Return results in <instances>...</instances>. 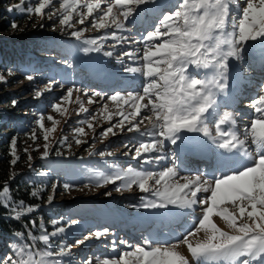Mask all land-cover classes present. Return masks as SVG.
Here are the masks:
<instances>
[{"label": "snow or ice", "instance_id": "snow-or-ice-1", "mask_svg": "<svg viewBox=\"0 0 264 264\" xmlns=\"http://www.w3.org/2000/svg\"><path fill=\"white\" fill-rule=\"evenodd\" d=\"M14 10L34 21V27L44 28L46 23L52 31L59 27L62 35L80 42V51L85 54L115 57L125 73L142 79L139 90L111 94L75 84L65 89L60 80L50 79L44 89L35 90L34 98L59 87L64 94L51 108L64 116L68 112L65 103L72 101L74 93L79 94L74 101L79 105L76 114L88 116L77 121L81 126L72 130L73 139L76 145L88 144L87 139H81L87 136L83 125L92 130L90 150L86 149L89 156L114 155L110 150L95 148L97 137L103 142L118 134H134L123 145L127 149L123 154L139 161L140 169L131 165L122 168L104 159L112 171L101 172L94 186L113 185L112 190L104 192L106 197H111L113 191H131L135 186L141 195L138 202L127 207L184 210L194 224L182 239L176 237L171 242L152 235L143 236V242L137 245L124 239L112 240L105 245L106 253L90 254L79 264H264V85L245 105L252 109V117L241 128L238 118L243 113L233 107L236 97L232 82L233 65L242 63L257 45L264 54V0H19L8 8L9 12ZM137 23L147 24L139 40L123 34H130ZM86 24L106 34L87 38ZM10 27L24 31L15 20ZM63 63L69 69L73 67L68 60ZM6 74L10 77L16 72L7 69ZM25 79L33 82L36 77L25 74ZM0 83H8L3 72ZM81 97L89 105L100 104V108L90 112ZM17 103L16 99L11 101L13 107ZM109 103L115 111L110 110ZM97 115L109 124L100 125L98 133L92 123ZM114 117L118 118L115 122ZM45 120L52 127H46ZM35 123L44 141L40 158L63 156L60 147L53 149L50 143V134L56 131L59 121L51 114L40 113ZM25 135L34 144L40 138L35 128ZM201 135L206 138L204 143L211 142L215 168L208 173L181 175L175 160L180 159L184 145L195 143ZM17 143L14 136L10 142L12 166L21 159L16 154ZM57 144L71 148L67 136ZM40 147L37 144L35 150ZM24 152L27 166L33 170L34 157L28 148ZM169 157L173 159L169 161ZM164 161L169 163L165 165ZM144 165H155L160 170H147ZM17 175L10 174L9 180L0 184V207L6 209L9 219H29L22 230L14 232V242L0 264H72V246L64 238L80 221L54 218L50 221L51 231L42 217L38 223L32 214L40 205L27 204L13 194L11 181ZM38 175L46 176L48 172ZM62 186L65 191L77 188L68 182ZM57 187L58 182L51 184L47 204L53 202ZM42 191L43 187L36 188L31 196L37 197ZM213 217L224 221L229 230L219 227ZM109 233L108 227L91 231L75 240V245H84L93 238L100 240ZM53 238H59V243L54 244ZM181 245L186 247L187 255L179 250Z\"/></svg>", "mask_w": 264, "mask_h": 264}, {"label": "rangeland", "instance_id": "rangeland-1", "mask_svg": "<svg viewBox=\"0 0 264 264\" xmlns=\"http://www.w3.org/2000/svg\"><path fill=\"white\" fill-rule=\"evenodd\" d=\"M9 8L14 7L19 3V0H10ZM27 4L24 5L25 8H27ZM12 15H18L19 16V21L20 23V28H23V26L26 24L27 26H30L28 30L25 32L32 30L33 23L34 21H30L26 16L22 15L19 11L14 10L10 12ZM16 19V18H14ZM22 21V22H21ZM88 27V31L85 33V36L87 38H92L97 35H103L106 34L105 30H101L100 32H96L94 29H92L90 26L87 24L85 25ZM79 27V26H78ZM147 27V24H144L143 26L141 25H135L132 28V32L129 34L128 32L123 33L124 35H131L132 38H135L139 40L140 34L144 31V29ZM37 31V28H33ZM44 31L40 32V35H48L52 34L55 35L57 38H61L62 40H67V41H73L76 42L79 46H81L80 42L76 41L74 38L67 36V35H62L59 27H57L56 31H52V28L48 26L46 23V26L44 28ZM11 33L16 30L11 29ZM7 31V32H10ZM109 33L112 31V29L107 30ZM6 32V33H7ZM6 35L5 32H3ZM19 35V34H17ZM46 38L44 36L41 37ZM54 38V37H53ZM108 43H113V41L109 40ZM142 47V46H141ZM75 51H77V54L75 58L72 60L67 54L73 55L71 51H67L64 53L61 52H55L57 54V58L59 60L53 61L54 63L57 61L59 64L60 68L66 69L68 68L65 63H63V60H68L70 63L74 64V67L72 69H67V73L63 74L60 70H52L51 73L48 75H42L40 78L35 79L33 82H29L25 79V75L21 76L22 74L18 73L15 74L14 76H7L6 79L8 80L7 84L0 83V95H5L7 93H14L15 98L18 101V104L13 107L12 104L11 106H6L5 104L0 103V110H9V111H14V113H24L26 118H29V121L32 126H27V132L21 133L19 137H17L18 143H17V148H16V154L19 156V148L22 146L28 148L29 152L31 155L34 157L33 160V170H30L27 167L21 170L19 172L20 174L23 173L24 171H27L28 177L27 179L33 180L34 183L38 184L39 187H43L45 193L43 194L41 198V202L39 203L40 208L44 207L45 205H50L47 204V197L45 199V196L52 194V189H51V184L54 182H58V187L55 191L54 194V200L51 204H63V203H72V202H77V208H78V214H69V216H64L62 217L64 221H68L70 219H76L80 221V224L78 226H72L66 235V238H64V242L68 245H71L70 251L73 253L72 257V264H79L80 260L82 258H87L90 254H104L107 252V249L105 248V245L110 244L112 240H116L117 242L120 239L127 240L130 244L132 245H137L141 244L142 241V236L139 234H130L133 236L134 239H131L129 241L127 235L123 233L125 231V228L122 227V225H127L125 222L121 225L119 229L114 228V227H109L104 224H101L99 219H102L103 217L101 216H108L112 215V213L104 207L102 204L105 205H112L117 208H121V210L126 211L129 213H134V215L140 213V214H152L153 215L155 210L151 209H132L127 207L129 203H135L138 202V197L141 195L139 193L138 189L134 186L131 191L129 190H122L120 192H115L113 191V194L111 197H106L104 195V192L107 190H112L113 185H109L107 188L103 187H95L94 183L98 178V175L103 172L107 174L108 172L112 171V169H109L105 164H104V159H107L109 164H118L122 168H126L127 166L131 165L137 169H140L141 165L140 162L137 160H134L131 158V155L125 156L123 153L127 151L126 148L123 147L125 143L128 142V139L132 137L134 134L128 133L125 135H120L118 134L115 137H109L103 142L97 137L95 140V148L97 150H110L114 153L113 156L111 157H106V158H101L99 156H89L88 151L86 149H89L90 144L92 143V137H93V132L92 130L87 128V125H83L85 127V130L87 132L86 137H81V139H87L89 141L88 144H82V145H76L75 141L73 139L74 133L73 129L77 126H81L77 124V121L80 119H85L87 118L88 114L87 113H81L79 116L76 114L79 105L75 103V97L79 95L78 93H74L72 101L66 102L65 107H67L68 112L64 115L61 116L59 113H56L52 110L51 104L54 102H58V98L64 94V90L60 89L59 87L54 88L51 92H45L39 100L42 103L41 108H37L38 110H34L31 108L32 105L26 106V104H20L22 101H25V103H28L27 100L36 102L34 98L35 90H42L44 89L45 85L49 82L50 79H56L60 80L64 85L65 89L69 86H72L75 84L78 87L81 88H88L96 91H104L108 92L111 94L113 91H120V90H134L135 85H137V89L139 90L143 81L140 79L138 83H132L135 81V79L128 73H125L123 71V67L121 66L120 63H117L115 57L113 58H107L104 57L102 54H96V53H90V54H83L81 55L79 52V48L75 47ZM38 50V49H37ZM51 52L53 50H46V49H41L40 51L38 50V57L40 55H45V52ZM119 51V50H118ZM50 54V53H48ZM93 55H96L93 56ZM251 55V52H250ZM93 56V57H92ZM104 58L106 61V67L108 72L111 74V77H114V82H113V88L110 90H104V86L102 85L101 87L99 86L100 82H94L91 80L93 78V75L91 74L90 68L91 66H88L90 64L88 63H95L94 61L88 62L86 66V61H89L91 59L96 60L97 62L98 59ZM63 59V60H61ZM129 61L125 59V64H128ZM248 63L247 57L246 59L242 62L239 63L243 69H245V73H250L251 69L249 66L246 64ZM55 64V65H58ZM96 64V63H95ZM101 66V65H99ZM102 67V66H101ZM234 67V66H233ZM41 73L44 72V69L40 70ZM245 76V75H244ZM138 78V77H137ZM115 86V87H114ZM119 86V87H118ZM259 94V93H258ZM257 94V95H258ZM81 99H84L85 103L84 106L89 108L90 112L95 113L97 110L100 108V104H93L89 105L86 102V98L81 97ZM103 103V102H101ZM109 108L112 111H115L114 106L109 103ZM40 113H45L51 114L55 117L57 121H59V124L56 126V131L54 133L50 134V143L53 146V149L56 147H60V150L64 153L63 156H55V155H50L49 158L47 159H41L40 155L43 152V138H42V133L39 132L38 126L36 125L35 121L37 119V116ZM146 113V110H145ZM142 113V114H145ZM118 118L114 117L113 122H115ZM139 119V117H138ZM94 126L97 129V133L101 131L100 125H103L104 127H108L109 124L106 122L103 117L97 115V119L92 121ZM244 124V123H243ZM45 126L46 127H52V123L50 121L45 120ZM143 127V126H142ZM37 129V135L40 137L36 143L34 144L32 140L28 139V137L25 135V133H28L32 129ZM67 136L68 137V142L71 143V148L69 149L67 147V144L65 145H58L57 141L60 140L62 137ZM145 139H149L148 137H145ZM39 144L41 147L39 150L36 149V145ZM90 150V149H89ZM134 151V149H133ZM20 157V156H19ZM27 161H28V156L26 154ZM172 157H169V161L171 160ZM173 159V158H172ZM45 162L43 167L44 169L40 168V165L42 162ZM169 161H164L162 162L163 164L167 165ZM176 163V162H175ZM177 165V163H176ZM144 168L147 170H153V171H159L160 168L155 165H144ZM48 172V175L46 176H40L38 173L40 172ZM198 171L196 172H190L186 171L183 174L184 175H193L197 174ZM182 175V173H180ZM68 182L71 184H74L77 186V188L72 189L71 191H65L63 188V183ZM119 183V182H118ZM90 185V187H84V185ZM102 203V204H101ZM39 208V209H40ZM171 209V208H170ZM165 210V209H164ZM82 211V212H81ZM160 211V210H159ZM33 217H36L39 215L40 217L43 216V214L40 213L38 210L37 213L32 214ZM60 214H58V217ZM190 219V218H189ZM95 221V226L94 227H87L86 223L88 225L94 224ZM43 222L45 223L44 219ZM39 223V222H38ZM47 225V224H46ZM104 227H108L110 229V233L107 237L102 238L100 240H96L95 238L86 241L84 245L76 246L75 245V240L77 239H83L85 235H87L89 232L102 229ZM49 231H51V225L48 226ZM120 229H123L120 231ZM138 240L140 242H138ZM53 243L58 244L59 243V238H53ZM10 243L8 245V251H10ZM118 247H123L118 245ZM2 257V255H1Z\"/></svg>", "mask_w": 264, "mask_h": 264}, {"label": "trees", "instance_id": "trees-1", "mask_svg": "<svg viewBox=\"0 0 264 264\" xmlns=\"http://www.w3.org/2000/svg\"><path fill=\"white\" fill-rule=\"evenodd\" d=\"M10 2V0H0V72L6 74L7 69H13L16 74H22L21 76H24L25 74H33L36 77V61L34 56H36L37 53L36 47L43 45L44 42H46L45 39L41 38L45 35H40V32L42 34L44 29L33 27L37 28V31L32 28V30L25 32L30 27L25 24L22 28L24 31L13 29L16 30V32L13 31L11 33L10 30L12 28L10 27V24L13 20H15L19 26L23 23H20L18 15H12L8 11ZM3 32H7L6 35H2L4 34ZM14 96V93L0 95V103L5 104L6 106H11V101L16 99ZM27 101L28 103L22 101L20 104H26V106L32 105L31 108L35 111L42 106L39 99L36 100L34 104H32V100ZM29 121L31 120L26 118L24 113L0 110V184L9 180L10 174L19 173L22 169L27 167V157L24 152L26 147L24 146L19 148L18 152L21 159L15 166L10 164V160L12 159V156L10 155V142L14 136L19 137L21 133L27 132L26 127L32 126V123L29 124ZM44 163V161L41 163L39 169H44ZM27 173V171H24L21 174L19 173V175L11 181L13 194L18 200H23L27 204H39L42 201L41 198L45 191L39 193L37 197L31 196V192L36 188H39V186L34 183L33 180L27 179ZM45 194H47V192ZM46 197L47 195L45 196V199ZM76 205L77 202L66 204L56 203L45 205L40 208L39 211L43 214L42 218L44 219L45 224L50 226V221L52 219L59 218L58 214H60V217H64L65 215L69 216V214H78L79 212ZM33 218L37 219L39 222L41 217L37 215ZM28 219V216H25L20 222H17L14 219H9L6 209L0 207V254L2 257L6 253H9L8 245L14 242V232L22 230V225ZM29 227L31 226L29 225Z\"/></svg>", "mask_w": 264, "mask_h": 264}, {"label": "bare ground", "instance_id": "bare-ground-1", "mask_svg": "<svg viewBox=\"0 0 264 264\" xmlns=\"http://www.w3.org/2000/svg\"><path fill=\"white\" fill-rule=\"evenodd\" d=\"M252 58H263L264 59V54L261 53L259 46L257 45L255 49H253L251 51V55ZM91 66L89 69L96 75L99 76L100 78H102V80L104 82H109V78L107 77L108 75H106L103 70L102 67L95 64V63H88ZM140 78H135V82H139ZM256 81L261 82V80H257L254 79L251 80L250 77L248 76H244L240 70H236L235 67H233L232 70V82H233V88H234V94L236 97V101L240 99V97L242 98L243 95H246L245 93H239L240 88L241 87H246V89H251L252 87H256L255 83ZM237 103V102H236ZM248 102L245 103V105ZM233 107L238 110L239 112L243 113V116H248L250 117V111L252 110L251 108L245 107V106H237L236 104L233 105ZM241 118V117H240ZM238 118V120L240 119ZM244 120V118H243ZM206 138H203L202 135L201 136H197L195 138V141H203ZM209 147V145L211 144L210 141H207L206 143ZM192 145V144H191ZM190 144H186L183 146V151L184 153L180 156V160L181 157L183 155H189L190 153H193L192 148ZM214 147V146H213ZM209 150L206 151V154H208ZM185 158V157H183ZM183 162V161H181ZM198 162V158H195L193 160V163ZM180 165V164H179ZM178 168L180 169V173H183L184 171H194L195 167L194 165H180L178 166ZM213 170L209 171L212 172ZM196 215H199V212L196 213ZM154 220H152L149 224L152 225L155 221L157 222V229L162 227L161 230L162 233L160 234H155L153 233V231L151 230L148 235H152L153 237L159 239L160 241H164V240H168V241H172V239H175L176 237H179L180 239L183 238V235L186 234V230H190L194 227V224L191 223V218L190 219H185L182 224H180V220L182 218H186L187 216L189 217V215L185 214L184 210H180V209H176V208H171V209H165V210H161V211H157L156 213H154L153 215ZM171 217V218H169ZM173 217H177L174 221H171V219H173ZM213 220L215 223L218 224L219 227H221L224 230H229L225 224L224 221H222L219 217H213ZM180 224V225H178ZM141 232V231H140ZM200 237L203 236V233L199 234ZM195 239V238H193ZM179 250L183 253H185L187 255L186 252V247L184 245H181ZM209 264H213V262L209 263ZM215 264V262H214Z\"/></svg>", "mask_w": 264, "mask_h": 264}]
</instances>
